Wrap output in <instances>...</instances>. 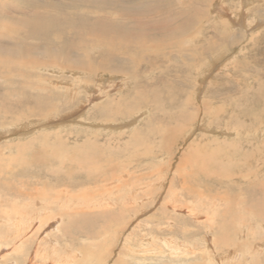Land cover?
Returning a JSON list of instances; mask_svg holds the SVG:
<instances>
[{"label":"rangeland","instance_id":"obj_1","mask_svg":"<svg viewBox=\"0 0 264 264\" xmlns=\"http://www.w3.org/2000/svg\"><path fill=\"white\" fill-rule=\"evenodd\" d=\"M220 2L222 4H220ZM224 3L225 5H223ZM188 4H190V6ZM263 6L264 0H226V2L225 0H0V19L2 20H0V26L4 25L3 20L6 19L4 21L7 23L9 22L6 26L9 27L7 31L11 33H7L6 36L0 37V60H9L11 67H14L12 71L16 70V72L20 73L19 68L16 67L19 64L18 62H26L28 58L35 59V56H37V59L34 65H39L33 68L36 70L41 67L40 64H43L44 60L51 59V57H47L49 54L55 56L57 59L59 57L60 60L64 61L63 64H66L65 62L68 61L69 65V61H71L69 66L80 65L78 61L80 59L84 60V55H88L90 59L94 58V61L107 57L106 53L97 54L96 50L93 52L91 49L94 45L92 42L94 40L93 37L95 34L99 36V33L104 34L107 39H113L116 47H118L119 43L125 52L133 56L132 58H138L129 60L130 56L127 57L125 54L122 56L121 52L123 51H117L115 57L119 56L120 59L114 58V63L119 66V70L115 72H103V70H98V74H85L83 70L77 72V69L74 67L69 68L65 72H60L59 70L53 72L48 68V70H40L44 76L42 79L55 78L54 84L57 87L55 89L50 87V94L54 96L55 99L57 98L56 103L59 99V108L56 109L57 111L55 113L49 116L47 113L41 115L36 111H32L30 105L15 107L16 110L19 111L18 113L11 112L12 114L3 115L4 109L1 107L5 104V99H9L12 102L19 100L23 101L24 97L22 92L20 94L17 92V87H20L17 84L22 83L23 85L24 77L18 73V76L12 73L13 78L15 77L13 81H7V78H4V76L0 78V161L2 159L4 162L10 161L12 159L10 157L15 156L20 150V147L25 151L29 148H38L39 144H43L41 141H46L49 146L51 145L53 147L52 143L55 142V140L58 142L62 140L60 142L61 145L65 146V149H69L68 155L72 157L74 154L75 158L69 161L67 165L65 163L63 164L60 160H57L59 164L56 160H54V162H46L48 164L44 165H47L46 167L43 166L44 168H42L43 171L41 173L34 171V174L32 170H29L28 173L24 172L25 176L22 173L17 176H6V172H0V182L3 183V185L0 183V191H3L2 193L0 192V195L4 194V197H8L7 200L13 201V203L6 202V205L4 204L5 207L9 208L10 203L21 207L26 204H32L27 203V201L30 202V200H27L26 197H21L22 200L20 198L13 200L18 190L22 194L24 191L32 193L33 189H36L35 191H37L38 194L40 192L43 193L40 198L44 197L47 200L50 197H58L56 198L58 207L55 203L56 206L52 211L53 213L51 214L46 211L47 213L43 215V222L45 223L46 220H48L47 218H50V222L44 224V226L37 223L35 226V228L39 229V234H41H37L33 240L31 239L28 241V244L25 246L26 249L25 247L23 249V260L22 258L11 255L12 253L8 255L9 253L5 252L6 254L2 253V257H0V264H30L31 261H29V256H33V254L38 251L41 252L40 255L49 257L50 260L48 261L51 263L56 261V255H63V252L66 253L68 251L69 255L74 254L75 257H78L76 259H79V262L75 259L77 264H116L119 258H124L121 255L122 251L120 252L121 243L132 229L135 230L133 226H135L136 223H145L153 215L157 217L156 221L158 222L166 221L168 218L164 217L163 212H169L167 214L173 213V209L169 208L172 200H176L175 203L182 207H188L189 204L192 203V206H196L201 216L200 221L202 222L200 225L196 226V222L193 221L189 225L187 220L190 215L187 216V213V215H184V212H180L183 209L174 214L178 216L177 221L179 222L178 226L180 229L187 228L188 225L190 227V230L189 227L187 228L188 232L194 231L188 233L189 236L195 235V238L192 237L191 239L190 237L189 241L191 240V243L195 241V243L198 244V241L200 242L201 239H205V237H203L204 226H202V223L204 224L207 222L205 221L204 212L210 214L212 220L216 223V225H214V230L210 232V237L216 244L223 238L220 232L221 227L224 229L223 226L226 229L228 228L229 240L232 235L229 229L233 231V226L239 228V226L242 227V225H244L243 227H245V229H253V233L256 234L254 235L252 233L253 236L250 234V237H245V241H248L246 242V246H237V253L239 254L238 259H232L237 254L232 251V253L227 251V256H225V253L217 251L219 253L214 256L213 263L219 264L220 261L221 264H236V262L240 264H249L248 256H245L247 252H250L246 250L249 243L251 244L250 246H252L251 249L255 252L257 249L254 247L264 240L263 230L260 231V228L257 229V227H255L261 223L264 225V213L263 215L261 214L263 212V207H257V205H259L258 203H261V199L264 198V90L261 93L258 92V84L264 82ZM216 7L217 9H215ZM235 8H237V10ZM225 10L228 11L226 12ZM48 17H54L55 21L60 23L55 32H50V38L43 37L37 39L25 32V30L29 32L28 23L31 21L45 20ZM224 20L227 23H225ZM257 21L260 22L258 23ZM85 23H87V25ZM180 24H183L186 30L185 35H183L185 37L184 43L192 37H195L196 40L192 45L189 43L183 45L181 44L182 39L176 38L175 32ZM229 26L231 27V31ZM237 28H239V30ZM119 30L126 32L127 36H129L135 44L131 45L129 43L128 46L134 45L131 49L127 50L126 46L119 40ZM219 30H221L222 33ZM249 30L253 31L251 32ZM244 31H246L247 34ZM221 35L223 36L221 37ZM252 39H254L253 42ZM246 41L247 44L244 45L243 43H246ZM66 43H71V45H73L70 47V44L67 46ZM140 46H143L141 48L145 49V51L142 49L144 52H142ZM137 48L139 50H137ZM10 50H16L20 57L15 56L13 51L9 52ZM43 52L46 53V56L43 55ZM164 54L168 55L165 57L163 56ZM145 55L148 58L147 60ZM182 55L190 58V60H187V62L181 61L179 58ZM176 57L179 58L177 59ZM166 58L169 60L166 61ZM76 59H78V61ZM3 60L1 62H3ZM136 61L138 62L135 63ZM150 61H152V63ZM240 63L244 66L242 64L240 65ZM135 64L138 68L134 66ZM44 65L46 64L42 66ZM186 65L189 69H187ZM145 67H147V69ZM28 69L31 71L29 73L33 72L31 66ZM70 73H72L73 76L75 75L76 78L75 76L69 75ZM9 78L11 79V77ZM77 78L78 80H83L82 84L83 82L84 85L88 84V86L85 87L86 89L77 88L74 90L76 88L74 79L77 80ZM112 78L114 80H112ZM4 79H6V81ZM36 80L37 78L34 77V81ZM72 85L74 87H72ZM154 86H158L160 89L159 91L154 89L156 97L158 98L161 96L160 98L164 101L162 111H156L154 103L134 104L138 103L136 100H138L140 94L147 96L152 93L153 89L149 91L148 87L154 88ZM30 87L32 86L30 85ZM30 87L25 88L23 86L26 91L29 89L31 92H34ZM69 87H72L70 90L77 96L70 99L72 102L68 101V97L64 95L65 89ZM135 87H137L136 90ZM81 89H83L85 93ZM77 90L80 92L78 93ZM138 90H140V92H138ZM49 91L50 89L46 90L48 93ZM136 93L140 94L138 95ZM176 94L178 95L177 99L179 101L172 99ZM131 96L133 97L131 98ZM113 98H115L114 103H111V106L106 109V113L102 111L101 107L105 105L107 101L111 102ZM187 101L189 104L186 103ZM27 102L32 105L34 100L28 99ZM181 103L188 106L186 110L187 113H184L183 116L178 112ZM120 105L124 110L131 109V107H134V109H132L130 113H123L124 110L120 108ZM32 106H34V104ZM107 110L109 112H107ZM165 110L167 111L166 113ZM102 112L103 115L110 113L117 115L108 118L103 117ZM70 114H73L72 121L66 122L65 124L64 122L61 124L57 122L58 119L70 116ZM130 122L132 124H129ZM62 124L64 125L62 126ZM120 125L122 126L121 128ZM103 126L110 127L106 128ZM112 126L115 128H112ZM117 126H119V128L116 129ZM93 127L96 128L94 129ZM97 127L100 128L98 129ZM158 132H160V134H158ZM162 132L164 134H162ZM143 135H149L146 141L142 138ZM153 135L156 140L155 143H152L150 138ZM46 136H49L48 139H45ZM170 138H172V140H169ZM84 142L87 143V146H85ZM142 142H144V144H142ZM32 143L33 147H31ZM161 143L163 146L159 148L158 145ZM107 144L117 149L114 151V149L112 150L109 148ZM234 145L240 150V153H235L236 155H234V153L232 154L231 151ZM72 147L73 149H71ZM158 148L164 156H160L161 154H158L157 157L152 156V154H149L150 156L146 155V153L158 152ZM74 150L75 153L73 152ZM92 150L95 151L93 152ZM28 151L29 152H27L24 157L26 162L28 158H31L30 155L33 152L32 150ZM77 153H80V155ZM114 155L116 157H114ZM116 158H118V160ZM216 158H218V160ZM77 159L79 163H77ZM72 161L76 163H72ZM60 164L62 167H60ZM28 167L30 166L28 165ZM203 167L205 169H203ZM48 168L51 170L50 173L48 172ZM200 169L204 172L200 171ZM75 170L79 172L78 175H76L77 173ZM68 171H70V175L67 174ZM205 172H208V174H205ZM56 174L58 175L56 176ZM79 175L82 176L80 177ZM74 176L78 177L75 178ZM36 177L39 178V180L36 179ZM112 177L115 179L117 177H121V179L126 178L128 184L124 186L126 188L127 186L135 188L137 198L142 199V202L139 200L140 202L135 203L133 206L135 207L134 211H132L129 216L125 214L121 219L122 221L117 219V222L107 215V211L113 210L115 214L117 213V215H119V205L111 204L113 207L102 208L93 207L94 205L90 206V204L85 203L86 200H89V196L92 200L99 199L103 196H100L99 193L105 189L104 187H111L112 184L107 183V179ZM88 178L90 179L88 180ZM115 179H112L113 183L117 181ZM104 184L107 185L104 186ZM125 187L124 189L123 187L121 188L120 191L122 192L110 196V201L112 202V200L118 199L120 203L119 199L121 195L126 193ZM172 187L174 188L172 189ZM60 192L61 194H59ZM69 194H72L71 196H73L72 198L74 201ZM90 194L96 197L94 198ZM87 195L88 197H85ZM202 195L204 198L201 197ZM66 197L70 199L68 200ZM64 199L68 200V206L64 204ZM41 204V201L38 200V206L33 208L36 210H40L41 208V210L45 209ZM211 204L213 205L210 208L209 206ZM255 204L257 205L255 206ZM81 212H83V214ZM76 214H80L82 219ZM67 216L68 218L79 219L80 227L76 226L75 229L74 225L69 223L67 226ZM128 218H130L129 222H127ZM238 220H240V223ZM122 222H127V224L124 223L126 224V228H124L121 233L119 228H116V225L122 224ZM241 222L245 223L243 224ZM249 222L252 223V225H250ZM106 229L108 231H105ZM46 235L47 239L43 240ZM247 235L249 234L247 233ZM242 238L243 237H239V233L235 236V239L238 240H236V242L239 244L240 241L244 240ZM210 246L211 247L208 248L210 252L212 251L210 249L215 246L216 249H220L219 245L212 246L210 244ZM50 249L51 251H55L52 255L53 257L50 256L51 252H48ZM239 250L242 251L240 252ZM252 254L253 253H251V255ZM216 256L221 260L216 258ZM38 257L39 256L36 258L37 261H39ZM147 257L150 259L146 261L141 260L140 263H138V260H127L129 258L126 257L124 259L130 264H162L156 255L152 254ZM254 257H256V255ZM81 258L83 260H81ZM259 261H261V264H264V251L260 254ZM170 264H185V262L180 261L179 263Z\"/></svg>","mask_w":264,"mask_h":264},{"label":"bare ground","instance_id":"obj_2","mask_svg":"<svg viewBox=\"0 0 264 264\" xmlns=\"http://www.w3.org/2000/svg\"><path fill=\"white\" fill-rule=\"evenodd\" d=\"M187 1V0H186ZM190 1V0H189ZM222 1V0H221ZM234 1V0H233ZM236 1V0H235ZM225 2H226V0H225ZM241 2V1H240ZM249 2V1H248ZM243 3V2H242ZM259 3V2H258ZM215 4V3H214ZM220 4H222L221 2H220ZM245 4V3H244ZM248 4V3H247ZM246 4V5H247ZM253 4V3H252ZM260 4V3H259ZM2 5V4H1ZM189 6H190V4H188ZM223 5H225V3L223 4ZM188 6V7H189ZM211 6H212V4H211ZM234 6V5H233ZM245 6V5H244ZM215 7V6H214ZM220 7V6H219ZM248 7V6H247ZM264 7V6H263ZM262 7V8H263ZM190 8V7H189ZM212 8V7H211ZM210 8V9H211ZM215 9H217V7L215 8ZM215 9H214V11H215ZM222 9V8H221ZM223 9H225V8H223ZM234 9V8H233ZM232 9V10H233ZM236 10H237V8H235ZM213 10V9H212ZM248 10V9H247ZM16 11V10H15ZM171 11V10H170ZM174 11V10H173ZM226 11V10H225ZM228 11V10H227ZM226 11V12H227ZM251 11V10H250ZM212 12V11H211ZM170 13V12H169ZM213 13V12H212ZM211 13V14H212ZM220 13V12H219ZM225 13V12H224ZM259 13V12H258ZM263 13V12H262ZM41 14V13H40ZM52 14H53V12H52ZM57 14V13H56ZM216 14H218V13H216ZM216 14H215V16H216ZM228 14V13H227ZM1 15V14H0ZM4 15V14H3ZM176 15V14H175ZM220 15H221V13H220ZM219 15V16H220ZM258 15V14H257ZM263 15V14H262ZM212 16V15H211ZM264 16V15H263ZM175 17V16H174ZM225 17V16H224ZM223 17V18H224ZM215 18V17H214ZM213 18V19H214ZM219 18V17H218ZM117 19V18H116ZM125 19V18H124ZM225 19V18H224ZM233 19V18H232ZM253 19V18H252ZM1 20V19H0ZM4 20H6V19H4ZM3 20V22H4V25L2 26H0V37H2V36H6L7 35V33L9 32V31H7V29H9V27H6L7 26V24L9 23H7V22H5ZM106 20V19H105ZM104 20V21H105ZM108 20V19H107ZM121 20V19H120ZM219 20V19H218ZM217 20V21H218ZM220 20H221V18H220ZM225 20H227V19H225ZM225 20H224V22H225ZM229 20V19H228ZM259 20V19H258ZM261 20V19H260ZM2 21V20H1ZM21 21H22V19H21ZM68 21V20H67ZM100 21H102V20H100ZM216 21V22H217ZM250 21H252V20H250ZM83 22V21H82ZM106 22V21H105ZM111 22H112V20H111ZM117 22V21H116ZM230 22V21H229ZM233 22V21H232ZM236 22V21H235ZM234 22V23H235ZM242 22H243V20H242ZM258 22V21H257ZM260 22V21H259ZM258 22V23H259ZM262 22V21H261ZM107 23V22H106ZM123 23V22H122ZM215 23V22H214ZM225 23H227V22H225ZM231 23V22H230ZM27 24V23H26ZM58 24H60V23H57L56 21H55V19H54V17L52 18V17H48L47 19H45V20H36V21H31L30 23H28V30H29V32L27 31V30H25V32L26 33H28V35L29 34H31V37H35V38H37V39H40V38H43V37H45V38H50L49 37V34H50V32L52 33V32H55V30H57V28H58ZM63 24V23H62ZM86 25H87V23H85ZM105 24V23H104ZM108 24V23H107ZM110 24V23H109ZM212 24V23H211ZM218 24V23H217ZM221 24V23H220ZM255 24V23H254ZM263 24V23H262ZM261 24V25H262ZM19 25H20V23H19ZM24 25V24H23ZM128 25V24H127ZM140 25V24H139ZM142 25V24H141ZM144 25V24H143ZM210 25V24H209ZM214 25V24H213ZM225 25V24H224ZM223 25V26H224ZM245 25H249V24H245ZM13 26V25H12ZM211 26V25H210ZM77 27V26H76ZM206 27V26H205ZM209 27V26H208ZM87 28V27H86ZM257 28V27H256ZM255 28V29H256ZM21 29V28H20ZM216 29V28H215ZM223 29V28H222ZM229 29H230V31H231V27L229 26ZM238 30H239V28H237ZM254 29V30H255ZM105 30V29H104ZM134 30V29H133ZM145 30V29H144ZM243 30V29H242ZM215 31V30H214ZM220 32H221V30H219ZM218 31V32H219ZM233 31V30H232ZM249 31H251V30H249ZM253 31V30H252ZM251 31V32H252ZM219 32V33H220ZM226 32V31H225ZM244 32H246V31H244ZM263 32V31H262ZM58 33V32H57ZM90 33H92V32H90ZM176 38H178V39H182V41H181V44H183V45H187L188 43L190 44V45H192L194 42H195V37H190L191 39H189L188 41H186L185 43H184V41H185V37L183 36V35H185V33H186V30H185V27H183V24H180V26H178V28H177V30H176ZM222 33V32H221ZM255 33H257V32H255ZM8 34H11V33H8ZM59 34V33H58ZM150 34V33H149ZM207 34V33H206ZM246 34H247V32H246ZM245 34V35H246ZM60 35H62V34H60ZM225 35H226V33H225ZM224 35V36H225ZM262 35V34H261ZM260 35V36H261ZM223 35H221V37H222ZM254 36V35H253ZM258 36V35H257ZM21 37V36H20ZM25 37V36H24ZM204 37V36H203ZM234 37V36H233ZM250 37V36H249ZM262 37V36H261ZM26 38V37H25ZM91 38V37H90ZM94 40L92 41L93 43H94V45L91 47V49L93 50V52H95V50H96V53L97 54H99V53H101V54H104V53H106V55H107V57H104V58H102V59H96L95 61H94V58L92 59H90L89 57H88V55H84V60H82V59H80L79 61H78V59H76L79 63H80V65H71V66H69L70 65V63H71V61H69L70 63H69V65H68V61L67 62H65L66 64H63V62L64 61H62V60H60L59 59V57H58V59L55 57V56H52V55H48L47 57L49 58V57H51V59L49 58V59H46V61L44 60L43 61V64H46V65H48V66H46V65H44V66H42L43 64H40L41 65V67L38 69L37 68V70L36 69H33L34 67H38V66H36V65H34V64H36V59H37V56H35V59H32V58H28V60L25 62V61H21V62H18L19 64L17 65L16 63V67L17 68H19V72L20 73H18V72H16V70L15 71H12V68H14V67H11V65L9 64L10 63V61L9 60H6V59H1L0 60V78L1 77H3L4 76V78H7V81H13L14 80V78H13V76H12V73L13 74H15V75H17L18 76V74L19 75H21V76H23L24 77V83H23V85H22V83L21 84H17V85H19L20 87H17V92H19V94L22 92V94H23V97H24V99H23V101L22 100H19V101H11V100H9V102H8V100H6L5 99V104L1 107V108H3L4 109V111H3V115H8V114H12L11 112H14V113H18L19 111H17L16 110V108L15 107H23V106H27V105H30V107H32L31 109H32V111H36L37 113H39V114H41V115H43V114H46L47 113V115L49 116V115H52L53 113H55L57 110L56 109H58L59 108V105H58V101H59V99H58V101H57V103H56V99L54 98V96H51V88H57L56 87V85L54 84L55 83V78H49V79H47V78H45V79H42V78H44V76L42 75L43 73L41 72L42 70H46L47 68L50 70V71H53V72H55L56 70H59L60 72H65L66 70H68L69 68H75V69H77V72L78 71H81V70H83V73H85V74H93V73H95V74H98V70H103V72L104 71H108V72H115V71H117V70H119L118 69V65L117 64H115L114 63V58H117V59H120L119 58V56H117V57H115L116 56V52L117 51H119V50H122L123 52H121V55L123 56V54H125L127 57H129L130 56V58H129V60L130 59H138V58H132L133 56L132 55H130L129 53H127V52H125L124 50H123V48L121 47V45L118 43V47H116L115 46V43H114V40L113 39H107L106 38V36L104 35V34H100L99 33V36H97L96 34L94 35ZM118 38H119V40H121L122 41V43L126 46V48H127V50L128 49H131L135 44L132 42V40L130 39V37L129 36H127V33L126 32H124V31H121V30H119V33H118ZM212 38V37H211ZM20 39H22V38H20ZM142 39V38H141ZM228 39V38H227ZM259 39V38H258ZM47 40H49V39H47ZM59 40V39H58ZM174 40V39H173ZM199 40V39H198ZM230 40V39H229ZM253 40L254 39H252V42H253ZM71 41V40H70ZM140 41V40H139ZM214 41V40H213ZM250 41V40H249ZM255 41H256V39H255ZM73 42V41H72ZM78 42V41H77ZM198 42V41H197ZM224 42H225V40H224ZM257 42V41H256ZM75 43V42H74ZM129 43L132 45V44H134L133 46H128L129 45ZM138 43V42H137ZM140 43V42H139ZM255 43V42H254ZM253 43V44H254ZM67 44V46H68V44H70V47L73 45H71V43H66ZM78 44V43H77ZM90 44H91V42H90ZM244 45L245 44H247V41H246V43H243ZM142 45V44H141ZM182 45V46H183ZM206 45V44H205ZM212 45V44H211ZM241 45H242V43H241ZM51 46V45H50ZM64 46V45H63ZM124 46V47H125ZM210 46V45H209ZM215 46V45H214ZM243 46V45H242ZM141 47H143V46H140V48ZM212 47H213V45H212ZM229 47V46H228ZM232 47V46H231ZM36 48V47H35ZM34 48V49H35ZM73 48V47H72ZM135 48V47H134ZM214 48V47H213ZM237 48H238V46H237ZM143 48H141V50H142ZM215 49H216V47H215ZM240 49V48H239ZM239 49H238V51H239ZM48 50V49H47ZM77 50V49H76ZM76 50H75V52H76ZM137 50H139L138 48H137ZM144 51H145V49H143ZM142 50V52H144ZM151 50V49H150ZM13 51V53H14V55L15 56H19V54H18V52L16 51V50H10L9 52H12ZM78 51V50H77ZM148 51V50H147ZM153 51H155V50H153ZM191 51V50H190ZM230 51H232V50H230ZM45 52V51H44ZM43 52V53H44ZM152 52V51H151ZM159 52V51H158ZM189 52V51H188ZM43 53H41V54H43ZM72 53V52H71ZM157 53V52H156ZM175 53V52H174ZM191 53V52H190ZM46 53H44L43 55H45ZM54 54V53H53ZM129 54V55H128ZM133 54V53H132ZM159 54H160V52H159ZM217 54V53H216ZM227 54V53H226ZM72 55V54H71ZM74 55V54H73ZM168 55V54H167ZM166 54H164L163 56H167ZM171 55V54H170ZM181 55V54H180ZM228 55V54H227ZM26 56V55H25ZM27 56H28V54H27ZM26 56V57H27ZM46 56V55H45ZM44 56V57H45ZM81 56V55H80ZM83 56V55H82ZM100 56V55H99ZM149 56V55H148ZM154 56V55H153ZM234 56V55H233ZM237 56V55H236ZM9 57V56H8ZM13 57V56H12ZM20 57V56H19ZM24 57V56H23ZM43 57V56H42ZM77 57V56H76ZM91 57V56H90ZM94 57V56H93ZM151 57H152V55H151ZM164 57V58H165ZM200 57V56H199ZM210 57V56H209ZM208 57V58H209ZM75 58V57H74ZM145 58H146V60L148 59L147 57H146V55H145ZM144 58V59H145ZM150 58V57H149ZM167 58H169V57H167ZM166 58V61L167 60H169V59H167ZM177 58V57H176ZM179 58V57H178ZM177 58V59H178ZM208 58H207V60H208ZM22 59H24V58H22ZM21 59V60H22ZM27 59V58H26ZM25 59V60H26ZM41 59V58H40ZM43 59V58H42ZM69 59V58H68ZM141 59V58H140ZM151 59V58H150ZM153 59H154V57H153ZM174 59H175V57H174ZM181 61H186L187 62V60H190V58H188V57H186V56H180V58H179ZM196 59H199V58H196ZM229 59V58H228ZM231 59H232V57H231ZM3 60V62H1ZM75 60V59H74ZM128 60V61H129ZM143 60V59H142ZM155 60H156V57H155ZM201 60V59H200ZM17 61V60H16ZM18 61H19V59H18ZM38 61V60H37ZM77 61H75V62H77ZM139 61V60H138ZM138 61H136L135 63H137ZM153 61V60H152ZM152 61H150L151 63H152ZM157 61V60H156ZM171 61V60H170ZM179 61V60H178ZM196 61V60H195ZM234 61V60H233ZM246 61V60H245ZM73 62V61H72ZM200 62V61H199ZM247 62H248V60H247ZM74 63V62H73ZM160 63V62H159ZM159 63H157V64H159ZM196 63V62H195ZM203 63H205V62H203ZM208 63V62H207ZM12 64H13V62H12ZM32 67V69H33V72L32 73H29V72H31V71H29V69L28 68H30V66ZM142 64V63H141ZM140 64V65H141ZM155 64V63H154ZM167 64V63H166ZM186 64H188V63H186ZM197 64V63H196ZM195 64V65H196ZM201 64V63H200ZM231 64V63H230ZM242 63H240V65H241ZM246 64V63H245ZM261 64V63H260ZM176 65V64H175ZM194 65V66H195ZM201 65H203V64H201ZM211 65H213V64H211ZM217 65V64H216ZM219 65H220V63H219ZM243 65V64H242ZM249 65V64H248ZM261 65H263V64H261ZM29 66V67H28ZM135 67H136V64L134 65ZM134 66H132V67H134ZM147 66V65H146ZM160 66V65H159ZM187 66V65H186ZM192 66V65H191ZM244 66V65H243ZM15 67V68H16ZM50 67V68H49ZM122 67V66H121ZM158 67V66H157ZM190 67V66H189ZM216 67V66H215ZM16 68V69H17ZM136 68H138V67H136ZM146 69H147V67H145ZM160 68V67H159ZM165 68V67H164ZM191 68V67H190ZM204 68V67H203ZM47 69V70H48ZM157 69V68H156ZM187 69H189L188 68V66H187ZM195 69V68H194ZM41 70V71H40ZM152 70H153V67H152ZM155 70V69H154ZM224 70H226V69H224ZM40 71V72H39ZM93 71V72H92ZM195 71H196V69H195ZM211 71V70H210ZM176 72V71H175ZM181 72V71H180ZM192 72V71H191ZM202 72V71H201ZM18 73V74H17ZM120 73V72H119ZM80 74V73H79ZM183 74V73H182ZM198 74V73H197ZM14 75V76H15ZM47 75H49V74H47ZM55 75V74H54ZM69 75H71V76H73L72 75V73H70ZM75 76V75H74ZM73 76V77H74ZM98 76V75H97ZM9 77H11V79L9 78ZM34 77H36L37 78V80L36 81H34ZM65 77V76H64ZM79 77V76H78ZM112 77V76H111ZM208 77V76H207ZM207 77H206V79H207ZM17 78H19V77H17ZM70 78H72V77H70ZM75 78H76V76H75ZM84 78V77H83ZM118 78V77H117ZM147 78V77H146ZM179 78V77H178ZM20 79V78H19ZM166 79V78H165ZM5 81H6V79H4ZM16 80V79H15ZM98 80V79H97ZM112 80H114L113 78H112ZM175 80V79H174ZM208 80V79H207ZM263 80V79H262ZM17 81H21V80H17ZM57 81V80H56ZM83 81V80H82ZM82 81L81 80H78V78H77V80H75L74 79V82H75V84H76V88L74 89V90H76L77 88L79 89V88H85L86 86H88V84L87 85H84V82H83V84H82ZM87 82V81H86ZM105 82V81H104ZM110 82V81H109ZM112 82V81H111ZM20 83V82H19ZM57 83V82H56ZM115 83V82H114ZM118 83H120V82H118ZM162 83V82H161ZM71 84V83H70ZM121 84V83H120ZM119 84V85H120ZM163 84V83H162ZM264 82H262V83H260V84H258L259 86H258V92L259 93H261L263 90H264ZM22 85V86H21ZM30 85L32 86V87H30ZM53 87H52V86ZM119 85H117V86H119ZM124 85H125V83H124ZM141 85V84H140ZM23 86L25 87V88H28V87H30L34 92H31V90H25L24 88H23ZM90 86V85H89ZM109 86V85H108ZM108 86H107V88H108ZM160 86V85H159ZM51 87V88H50ZM72 87H74L73 85H72ZM71 87V88H72ZM106 87V86H105ZM123 87V86H122ZM138 87V86H137ZM137 87H135V90H136V88ZM161 87V86H160ZM167 87V86H166ZM70 87L68 88V89H65V91H64V95L66 96V97H68V101H70V102H72L70 99H73L75 96H76V94L73 92V91H71L70 89H71ZM107 88H105V89H107ZM119 88V87H118ZM117 88V89H118ZM124 88V87H123ZM139 88V87H138ZM162 88H164V87H162ZM50 89V91H49V93L48 92H46V90H49ZM83 89H81V90H83ZM86 89V88H85ZM87 89H88V87H87ZM140 89H141V87H140ZM153 89V91H152V93H150L149 95H143V94H140V93H136V94H140L139 95V98H138V100H136V101H138V103H134L135 105L136 104H142V103H147V104H152V103H154V106H155V110L156 111H162L163 110V100H162V98H160L161 96L160 95H158V96H160V97H156V94H155V92H154V89L157 91H159L160 89H159V87L157 86V87H155L154 86V88H152V87H148V90L150 91V90H152ZM165 89V88H164ZM168 89V88H167ZM6 90V89H5ZM166 90V89H165ZM169 90V89H168ZM38 91H39V93H38ZM102 91H104V90H102ZM134 91V90H133ZM175 91V90H174ZM8 92V91H7ZM77 92H78V90H77ZM80 92V91H79ZM78 92V93H79ZM83 92H84V90H83ZM138 92H140V90H138ZM171 92V91H170ZM34 93V94H33ZM67 93V94H66ZM85 93V92H84ZM132 93H134V92H132ZM175 93V92H174ZM167 94V93H166ZM263 94V93H262ZM59 95V94H58ZM80 95V94H79ZM64 96V97H65ZM142 98H141V97ZM178 95L176 94L174 97H172V99L173 100H178L177 97ZM53 97V98H52ZM77 97V96H76ZM133 96H131V98H132ZM91 98V97H90ZM89 98V99H90ZM128 98H129V96H128ZM28 99H33L34 100V106H32L31 104H29L27 101H28ZM66 99V98H65ZM88 99V100H89ZM182 99V98H181ZM181 99H180V102H181ZM95 100V99H94ZM114 100H115V98H113L112 100H111V102L109 101H107V103L105 104V105H103L101 108V110L102 111H106V109L109 107V106H111V103L113 104L114 103ZM146 101V102H145ZM179 101V100H178ZM186 101V100H185ZM189 101V100H188ZM186 102V103H188L189 104V102ZM90 102H91V100H90ZM169 102V101H168ZM116 103V102H115ZM116 104H119V103H116ZM146 104V105H147ZM192 104V103H191ZM67 105V104H66ZM172 105H173V103H172ZM175 105V104H174ZM100 106V105H99ZM149 106V105H148ZM126 107V106H125ZM176 107V106H175ZM179 110H178V112H180V115H182L183 116V114L184 113H187V109H188V106L187 105H185V104H183V103H181L180 105H179ZM5 108H7V109H5ZM85 108V107H84ZM118 108V107H117ZM120 108H123V107H121V105H120ZM128 108H130V107H128ZM236 108V107H235ZM99 109H100V107H99ZM132 109H134V107H131V109H125L124 110V108H123V110H124V112L123 113H130V111H132ZM80 110V109H79ZM109 110V109H108ZM107 110V112H109ZM118 110H119V108H118ZM117 110V111H118ZM31 111V112H32ZM74 111V110H73ZM77 111V110H76ZM100 111V110H99ZM114 111V110H113ZM120 111V110H119ZM239 111H240V109H239ZM101 112V111H100ZM111 112H112V110H111ZM167 111L165 110V113H166ZM177 112V111H176ZM215 112V111H214ZM106 113V112H105ZM116 113H118V112H116ZM120 113V112H119ZM121 113H122V111H121ZM146 114V113H145ZM177 114V113H176ZM102 115H103V112H102ZM115 115H117V114H114V113H110V114H104L103 115V117H110V118H112V117H115ZM124 115V114H123ZM126 115V114H125ZM129 115V114H128ZM127 115V116H128ZM150 115H151V113H150ZM163 116V115H162ZM73 114H70V116H65V117H62V118H60V119H58L57 120V122L58 123H62V122H64V124L66 123V122H69V121H72L73 120ZM66 118H68V119H66ZM70 118V119H69ZM237 118V117H236ZM239 118H240V116H239ZM114 119V118H113ZM111 120V119H110ZM114 121V120H113ZM118 121V120H117ZM134 121H136V120H134ZM155 121V120H154ZM235 121H237V120H235ZM111 122H112V120H111ZM133 122V121H132ZM236 123V122H235ZM64 124H62V126L64 125ZM114 124H115V122H114ZM129 124H132L131 122L129 123ZM129 124H126V125H129ZM136 124H137V122H136ZM59 125V124H58ZM61 126V125H60ZM44 127V126H43ZM42 127V128H43ZM103 127H106V128H109L110 126H103ZM122 126L120 125V128H121ZM165 127V126H164ZM45 128V127H44ZM94 129L96 128V127H93ZM98 128V127H97ZM100 128V127H99ZM98 128V129H99ZM112 128H115L114 126H112ZM117 128H119V126H117L116 127V129ZM126 129V128H125ZM228 129V128H227ZM260 129V128H259ZM230 130H231V128H230ZM155 131V130H154ZM160 131V130H159ZM210 131V130H209ZM21 132V131H20ZM151 132V131H150ZM259 132V131H258ZM149 133V132H148ZM154 133V132H153ZM226 133V132H225ZM249 133H251V132H249ZM150 134V133H149ZM155 134V133H154ZM158 134H160V132H158ZM162 134H164L163 132H162ZM132 135V134H131ZM135 136V135H134ZM138 136V135H137ZM142 136V135H141ZM149 136V135H148ZM148 136H145V135H143V137L142 138H144V141H146L147 139H148ZM48 137L49 136H46L45 137V139H48ZM140 137V136H139ZM156 137V136H155ZM158 137V136H157ZM172 137V136H171ZM91 138V137H90ZM151 138V140H152V143H155V138H154V135L153 136H151L150 137ZM207 139V138H206ZM162 140H163V137H162ZM169 140H172V138H170ZM62 140H60L59 142L58 141H56L55 140V142H53L52 144H53V147L50 145L49 146V144H48V142H46V141H41L43 144H39L38 146V148H29V149H26V151L24 150V149H21V147H20V150L17 152V154L15 155V156H12V157H10V158H12L10 161H8V162H4V160L2 159L1 161H0V172L1 171H4V172H6L5 174H6V176L7 175H10V176H17V175H20L21 173L22 174H24V172L25 173H28L29 172V170H32L33 172L34 171H37L38 173H41L43 170H42V168H44V167H46V166H44L45 164H48V163H46V162H54V160H60V161H62V163L64 164H68V162L69 161H71L72 159H75L74 158V154H73V156L71 157V156H69L68 155V150L69 149H65V146H62L61 145V142ZM139 141H140V139H139ZM214 141V140H213ZM216 141V140H215ZM57 142V143H56ZM64 142V141H63ZM94 142V141H93ZM132 142V141H131ZM173 142V141H172ZM178 142V141H177ZM208 142H210V141H208ZM223 142H225V141H223ZM85 143V142H84ZM88 143H90V142H88ZM133 144V143H132ZM135 144V143H134ZM142 144H144V142H142ZM174 144V143H173ZM73 145V144H72ZM108 146H109V148H111L112 150L114 149V151H115V149H117V148H112L111 147V145H109V144H107ZM148 145V144H147ZM146 145V146H147ZM227 145V144H226ZM55 146V147H54ZM74 146V145H73ZM85 146H87V143H85ZM90 146V145H89ZM92 146V145H91ZM95 146V145H94ZM94 146H93V148H94ZM135 146V145H134ZM159 146V148H162V143L161 144H159L158 145ZM28 147V146H27ZM31 147H33V143L31 144ZM99 147V146H98ZM105 147V146H104ZM124 147V146H123ZM207 147V146H206ZM229 147V146H228ZM231 147V146H230ZM22 148H23V146H22ZM75 148H76V146H75ZM95 148H96V146H95ZM150 148V147H149ZM152 148H153V146H152ZM151 148V149H152ZM158 148V152H156V153H154V152H152V153H146V155H149V154H152V156H155V157H157V155L158 154H161L160 156H164L163 155V153H161V151H160V149ZM226 148V147H225ZM71 149H73V147L71 148ZM87 149H88V147H87ZM86 149V150H87ZM92 149V148H91ZM145 149V148H144ZM165 149V148H164ZM167 149V148H166ZM218 149V148H217ZM28 150H32L33 152L31 153V158L29 159L28 158V160H27V162H26V160L24 159V157L26 156V154H27V152H29ZM77 150V149H76ZM80 150V149H79ZM78 150V151H79ZM83 150V149H82ZM96 150V149H95ZM94 150V151H95ZM142 150V149H141ZM153 150V149H152ZM222 150V149H221ZM88 151V150H87ZM93 151V150H92ZM93 151V152H94ZM146 151V150H145ZM150 151V150H149ZM148 151V152H149ZM208 151V150H207ZM231 151H232V154L234 153V155H236L235 153H240V150H239V148L237 147V146H232V148H231ZM70 152V151H69ZM74 153H75V150L73 151ZM102 152V151H101ZM141 152V151H140ZM210 152V151H209ZM86 153V152H85ZM103 153V152H102ZM145 153V152H144ZM167 153V152H166ZM77 154H79L80 155V153H77ZM87 154V153H86ZM101 154V153H100ZM111 154V153H110ZM78 155V156H79ZM102 155V154H101ZM117 155V154H116ZM208 155V154H207ZM213 155V154H212ZM229 155V154H228ZM76 156V155H75ZM86 156V155H85ZM96 156V155H95ZM112 156V155H111ZM111 156H109L110 158H112ZM150 156V155H149ZM215 156V155H214ZM232 156V155H231ZM80 157H82V156H80ZM97 157V156H96ZM114 157H116L115 155H114ZM113 157V158H114ZM69 158V159H68ZM89 158V157H88ZM98 158H99V156H98ZM119 158V157H118ZM118 158H116L117 160H118ZM121 158V157H120ZM199 158H201V157H199ZM209 158V157H208ZM87 159V158H86ZM116 159H114V160H116ZM164 159V158H163ZM206 159H207V157H206ZM217 160H218V158H216ZM78 160V159H77ZM82 160V159H81ZM104 160V159H103ZM92 161V160H91ZM201 161V160H200ZM214 161V160H213ZM74 161H72V163H73ZM85 162V161H84ZM94 162V161H93ZM109 162V161H108ZM126 162V161H125ZM44 163V164H43ZM57 163H58V161H57ZM56 163V164H57ZM71 163V164H72ZM74 163H76V162H74ZM77 163H79V160L77 161ZM118 163V162H117ZM202 163V162H201ZM201 163H200V165H201ZM55 164V165H56ZM59 164V163H58ZM94 164V163H93ZM93 164H92V166H93ZM112 164V163H111ZM28 165L30 166V167H28ZM82 165H84V164H82ZM81 165V166H82ZM87 165V164H86ZM106 165V164H105ZM119 165V164H118ZM32 166V167H31ZM44 166V167H43ZM121 166H123V165H121ZM49 167V166H48ZM60 167H62L61 166V164H60ZM78 167V166H77ZM100 167H101V165H100ZM104 167V166H103ZM107 167V166H106ZM110 167V166H109ZM115 167V166H114ZM113 167V168H114ZM51 168V167H50ZM50 168H48V170L50 169ZM93 168V167H92ZM99 168V167H98ZM105 168V167H104ZM117 168V167H116ZM201 168H202V166H201ZM38 169V170H37ZM52 169V168H51ZM91 169V168H90ZM97 169V168H96ZM203 169H205L204 167H203ZM48 170H45V171H48ZM68 170V169H67ZM102 170H103V168H102ZM54 171V170H53ZM52 171V172H53ZM94 171V170H93ZM192 171V170H191ZM200 171H203V170H201L200 169ZM208 171V170H207ZM49 173L51 172V170H49L48 171ZM69 172V173H68ZM67 172V174H69L70 175V171H68ZM75 172H76V170H75ZM74 172V173H75ZM89 172H91V171H89ZM101 172H103V171H101ZM204 172V171H203ZM37 173V174H38ZM72 173V172H71ZM73 173V174H74ZM77 174L76 175H78V173L79 172H76ZM92 173V172H91ZM208 174V172H205V174ZM34 174H35V172H34ZM55 174V173H54ZM63 174V173H62ZM101 174V173H100ZM100 174H98V175H100ZM119 174V173H118ZM58 174H56V176H57ZM64 175H65V171H64ZM5 176V177H6ZM24 176H25V174H24ZM80 176V175H79ZM82 176V175H81ZM80 176V177H81ZM89 176H90V174H89ZM95 176H96V174H95ZM119 176V175H118ZM40 177V176H39ZM49 177V176H48ZM75 177V176H74ZM78 177V176H77ZM77 177H75V178H77ZM69 178V177H68ZM67 178V179H68ZM71 178V177H70ZM124 178V177H123ZM15 179V178H14ZM36 179H38L39 180V178H37L36 177ZM73 179V178H72ZM90 178H88V180H89ZM112 179H115L114 177H112V178H108L107 179V183H110V184H112L111 185V187H107L106 185L107 184H104V186H106V187H104L103 189L104 190H102L101 192H100V190H99V195L101 196V195H103V196H101L99 199H96V200H92V198L89 196L88 197V195L87 196H85V197H88L89 198V200H86L85 201V203H87V204H90V206H93V207H102V208H108V207H110V206H112L113 204L115 205H119V207H120V209L119 208H117V209H119V215H117V213L115 214V211H113V210H109V212L107 211V215L110 217V218H112L114 221H116L117 219L120 221L122 218H123V216H125V214L127 215L128 214V216L130 215V213L132 212V211H134V208L135 207H133L134 205H135V203H137V202H140L139 200H141V202H142V199H138L137 198V195H136V190H135V188H132V187H128L127 186V188L125 187L126 186V184H128V182L126 181L127 179L126 178H124V179H121V177H117L115 180H117L116 182H112ZM87 180V181H88ZM94 180V179H93ZM97 180V179H96ZM2 181V180H1ZM47 181V180H46ZM95 181V180H94ZM120 181V182H119ZM159 181H161V180H159ZM38 182V181H37ZM97 182V181H96ZM99 182V181H98ZM119 182V183H118ZM121 182H123V183H121ZM2 185H3V183L2 182H0ZM48 183V182H47ZM121 183V184H120ZM9 184V183H8ZM38 184V183H37ZM49 184V183H48ZM95 184V183H94ZM98 184V183H97ZM160 184V183H159ZM5 185V184H4ZM96 185V184H95ZM109 185V184H108ZM125 185V186H124ZM147 185H148V183H147ZM163 185V184H162ZM51 186V185H50ZM98 186V185H97ZM100 186V185H99ZM142 186V185H141ZM96 187V186H95ZM123 187V189H124V187L126 188L125 190V192L126 193H124V195H121V198L119 199L120 200V203H119V201H118V199H115L114 201H115V203H114V201L112 200V202L110 201V196H112L113 194H115V193H119V192H122V191H120L121 190V188ZM146 187V186H145ZM174 187H172V189H173ZM44 189V188H43ZM36 189H33V191H32V193L30 192H25L24 191V193H22L21 194V192L19 191H17V193H15V195H14V198H13V200H16V199H18V198H20L21 199V197H26L27 198V200L29 199L30 200V202H28L27 201V203H32L31 205H27L24 201V203L26 204V205H23L22 207L21 206H19V205H16V204H13L12 205V203H13V201L11 200V201H9V200H7V198L6 197H4L3 195H0V257H2V253H9L8 255H10L11 253V255H14L15 257H19V258H22V260H23V258H24V256H23V249H24V247L28 244V241L29 240H33L34 239V237L35 236H37V234L38 235H40L39 234V229L38 228H35V226L37 225V223L39 224V225H41V226H44V224H48L49 222H50V218H47L48 220H46V222L44 223L43 221V218H44V214L45 213H53L52 211H53V209L55 208V203L57 204V207H58V203L56 202L57 200H56V198H58V197H56V198H48V200L46 199V198H40V197H42V192H40L39 194L37 193V191H35ZM66 190V189H65ZM64 190V191H65ZM51 191V190H50ZM57 191V190H56ZM64 191H62V192H64ZM96 191V190H95ZM1 192V191H0ZM3 192V191H2ZM1 192V193H2ZM7 192V191H6ZM14 192V191H13ZM9 193V192H8ZM53 193V192H52ZM98 193V192H97ZM96 193V194H97ZM176 193V192H175ZM14 194V193H13ZM45 194V193H44ZM59 194H61V192L59 193ZM176 194H178V193H176ZM70 195V194H69ZM72 195V194H71ZM70 195V196H71ZM74 195V194H73ZM91 195V194H90ZM12 196V195H11ZM60 196V195H59ZM77 196V195H76ZM92 196V195H91ZM171 196V195H170ZM172 196H174V195H172ZM200 196V195H199ZM198 196V197H199ZM63 197V196H62ZM73 196H71V198H72ZM92 197H96V196H92ZM117 197V196H116ZM202 198H204L203 197V195L201 196ZM9 198H10V196H9ZM67 198V197H66ZM175 198V197H174ZM200 198V197H199ZM24 199V198H23ZM39 201H41V205L43 206V207H45V209H43V210H36V209H34L35 208V206H38V200ZM68 199V198H67ZM70 199V198H69ZM68 199V200H69ZM82 199V198H81ZM86 199V198H85ZM201 199V198H200ZM260 199V198H259ZM22 200V199H21ZM20 200V201H21ZM25 200V199H24ZM45 200H47V201H45ZM68 200H65L64 199V204L66 205V206H68ZM72 200L74 201V199L72 198ZM71 200V201H72ZM170 200H171V197H170ZM253 200V199H252ZM60 201V200H59ZM70 201V202H71ZM82 201V200H81ZM257 201V200H256ZM258 201H260V200H258ZM6 202H12V203H10V206H9V208L8 207H5L4 206V204L6 205ZM63 202V201H62ZM97 202V203H96ZM111 202V203H110ZM176 202V200L174 201V200H172V202L170 203V207L169 208H171V209H173V213L172 214H167V213H169V212H166V211H164L163 212V214H164V217L165 218H168V219H166V221H156V219H157V217L155 216V215H153L148 221H146L145 223H143V224H140V223H136L135 224V226H133L134 228H135V230H131L130 231V233L128 234V236H126L124 239H123V242L121 243L122 244V246H121V249H120V252H121V255H122V257H126V258H129V259H127V260H138V263H140V261L141 260H143V261H146V260H149L150 258H148L147 256H149V255H156L159 259H160V262L162 263V264H170V263H179L180 261H184L185 262V264H213L214 263V256L217 254L218 255V253L219 252H217V251H220L221 253H225V256H227L226 255V253H227V251H230L229 253H237L238 252V248H237V246L238 245H245L246 246V242H248V241H245V237H250L251 235L253 236V234L255 235L256 233H253V229H250L249 230V228L248 229H245V227H243L244 225H242V227H240L239 226V228H235L234 226H233V228H234V230L233 231H231V229H229V232H231V238H230V240H229V238H228V235H229V233L227 232V230H228V228L226 229L224 226H223V228L224 229H222V227H221V229H220V232L222 233V236H223V238L222 239H220V241H219V243L218 244H216L214 241H212V238L210 237V232H212V230H214V225H216V223H215V221L214 220H212V218H211V215L210 214H208L207 212H204L203 214H204V217H205V221L207 222V223H202V226H204V228H203V237H205V239H201L200 240V242L198 241V244L197 243H195V241H194V243L192 242H190L189 241V239H190V237H191V239H192V237H194L195 235H193V236H189L188 235V233H190V232H188V225H187V228H182V229H180L179 228V226H178V221H177V218H178V216H176V215H174L175 213H177L178 211H180L181 209H183L182 211H180V212H184V215L186 214L187 216H189L190 215V217L188 218V223H189V225L191 224V222L193 221V222H196L195 224H196V226L197 225H200L201 224V222L202 221H200V218H201V216L199 215V212H198V210L196 209V206L194 205V206H192V203L191 204H189V206L187 207V206H181V205H179V204H177V203H175ZM215 202V201H214ZM72 203V202H71ZM74 203V202H73ZM112 204V205H111ZM122 204V205H121ZM142 204V203H141ZM254 204V203H253ZM259 205H257V204H255V206L257 205V207L259 206H262L263 207V212L261 213L262 215H263V213H264V198H262L261 199V203H258ZM84 205V204H83ZM173 205V206H172ZM199 205V204H198ZM203 205V204H202ZM212 205L213 204H211L209 207L211 208L212 207ZM252 205V204H251ZM40 206V205H39ZM34 207V208H33ZM72 207V206H71ZM84 207V206H83ZM113 207V206H112ZM32 208V209H31ZM37 208V207H36ZM137 208V207H136ZM144 208H146V207H144ZM256 208V207H255ZM39 209V208H38ZM76 209V208H75ZM89 209V208H88ZM110 209V208H109ZM112 209V208H111ZM166 209V208H165ZM98 210V209H97ZM47 211V212H46ZM216 211V210H215ZM70 212V211H69ZM73 212V211H72ZM84 212V211H83ZM83 212H81L82 214H83ZM230 212H232V211H230ZM240 212V211H239ZM253 212V211H252ZM64 213V212H63ZM86 213V212H85ZM90 213V212H89ZM213 213V212H212ZM50 214V215H51ZM133 214V213H132ZM165 214H167V215H165ZM181 214V213H180ZM240 214V213H239ZM47 215V214H46ZM49 215V214H48ZM76 215H78V214H76ZM75 215V216H76ZM215 215V214H214ZM248 215H250V214H248ZM247 215V216H248ZM79 216V218L80 219H82V217H81V215L79 214L78 215ZM88 216V215H87ZM96 216V215H95ZM94 216V217H95ZM112 216V217H111ZM133 216H134V214H133ZM240 216H243V215H240ZM49 217H51V216H49ZM97 217V216H96ZM163 217V216H162ZM252 217V216H251ZM263 217H264V215H263ZM103 218H104V215H103ZM135 218V217H134ZM246 218V217H245ZM239 219H241V218H239ZM244 219V218H243ZM264 219V218H263ZM63 220V219H62ZM78 220L79 219H75V218H71V217H69L68 218V216H67V218H66V224H67V226H68V223L69 224H71V225H74V228L76 229V226L77 227H80L79 225H80V220H79V222H78ZM124 220V219H123ZM155 220V221H154ZM244 220H246V219H244ZM122 221V220H121ZM130 221V218H128V220H127V222H129ZM217 221V220H216ZM239 221V223H240V220H238ZM242 221V220H241ZM248 221V220H247ZM89 222V221H88ZM106 222V221H105ZM117 222V221H116ZM127 222H122V224H118V225H116V228H119V230H120V232L122 233V231H123V229L124 228H126V224H127ZM139 222H140V220H139ZM181 222H183V221H181ZM124 223H126V224H124ZM149 223V224H148ZM185 223V222H184ZM241 223H243V222H241ZM245 223V222H244ZM243 223V224H244ZM250 223V222H249ZM63 224V223H62ZM61 224V225H62ZM181 224V223H180ZM187 224V223H186ZM254 224V223H253ZM257 224V223H256ZM57 225V224H56ZM110 225V224H109ZM250 225H252V223H250ZM58 226V225H57ZM92 226V225H91ZM248 226H249V224H248ZM247 226V227H248ZM254 226V225H253ZM232 227V226H231ZM255 227H257V229L258 228H260V231L261 230H263V233H264V225L261 223L260 225H256ZM232 228V229H233ZM251 228H253V227H251ZM114 229V228H113ZM141 229H144V230H141ZM180 229V230H179ZM219 229V228H218ZM225 229H226V231H225ZM129 230V229H128ZM189 230H190V227H189ZM192 230V229H191ZM42 231V230H41ZM62 231V230H61ZM71 231V230H70ZM75 231V230H74ZM105 231H108L107 229L105 230ZM83 232H84V230H83ZM192 232H194V231H192ZM191 232V233H192ZM219 232V233H220ZM255 232H256V230H255ZM47 233V232H46ZM88 233H90V232H88ZM239 233V237H243L242 239H244V240H242V241H240V244L239 243H237L236 242V240L237 239H235V236L237 235ZM247 233L249 234V235H247ZM253 233V234H252ZM49 234V233H48ZM69 234H70V232H69ZM195 234V233H194ZM251 234V235H250ZM262 234V233H261ZM89 235V234H88ZM124 235V234H123ZM188 235V236H187ZM264 235V234H263ZM95 236V235H94ZM94 236H93V238H94ZM72 237V236H71ZM88 237V236H87ZM38 238H39V236H38ZM98 238V237H97ZM195 238V237H194ZM41 239V238H40ZM47 239V235L44 237V239L43 240H46ZM81 239V238H80ZM102 239V238H101ZM39 240V239H38ZM50 240V239H49ZM86 240H87V238H86ZM122 240V239H121ZM247 240V239H246ZM36 241V240H35ZM42 241V240H41ZM51 241V240H50ZM101 241H103V240H101ZM100 241V242H101ZM238 241V240H237ZM255 241V240H254ZM103 242H105V241H103ZM120 242V241H119ZM84 243H85V241H84ZM89 243V242H88ZM108 244H109V242H108ZM210 244L213 246V245H219V248L220 249H216V246L214 247V248H212V249H210V250H212L211 252L210 251H208V248L209 247H211L210 246ZM62 245V244H61ZM87 245H89V244H87ZM251 244L249 243V246H248V244H247V251H250L249 253L247 252L246 254H245V256H248V263L249 264H261V261H259V256H260V254L264 251V240L262 241V243H259L258 245H256L254 248H256L257 249V251H253V249H251V247L252 246H250ZM9 246H11V247H9ZM36 246V245H35ZM67 246V245H66ZM85 246V245H84ZM92 246V245H91ZM83 247V246H82ZM81 247V248H82ZM97 247H99V246H97ZM103 247V246H102ZM37 248V247H36ZM85 248H87V247H85ZM240 248H242V247H240ZM25 249H26V247H25ZM65 249H67V248H65ZM89 249V248H88ZM226 250V251H225ZM255 250V249H254ZM70 251V250H69ZM86 251V250H85ZM88 251V250H87ZM232 251V252H231ZM240 251V250H239ZM242 251V250H241ZM240 251V252H241ZM49 253L51 252V257H53L52 255H53V253L55 252V251H51V249L48 251ZM63 252V251H62ZM246 252V251H245ZM5 253V254H6ZM39 255H38V254ZM37 253H34L33 254V256L31 257V256H29V261H31V263L30 264H58V263H60V264H77L76 263V261H75V259L76 258H78V257H75V255L73 254V255H69V253H68V251L66 252V253H64L63 252V255H56L57 256V258H56V261L55 262H50V261H48V260H50V258L49 257H45V256H42V255H40L41 254V252L40 251H38ZM88 253H89V251H88ZM110 253V252H109ZM251 253H253L252 255H251ZM60 254V253H59ZM84 254H86V253H84ZM111 254V253H110ZM49 255V254H48ZM77 255V254H76ZM86 255H88V254H86ZM256 255V257H254ZM6 256V255H5ZM37 256H39L38 257V259H39V261H37L36 260V258H37ZM47 256V255H46ZM81 256V255H80ZM84 256V255H83ZM228 256H230V255H228ZM241 256V255H240ZM130 257H131V259H130ZM7 258V257H6ZM88 258V257H87ZM122 259V258H119L118 259V261L116 262V264H130L129 262H127V260L126 259ZM216 258H218V259H220L219 257H217L216 256ZM239 258V254L237 253L232 259L234 260V259H238ZM84 259H85V257H84ZM99 259V258H98ZM97 259V260H98ZM77 260V262H79L78 260L79 259H76ZM81 260H83L82 258H81ZM221 260V259H220ZM14 261V260H13ZM15 261H16V259H15ZM59 261H63V262H59ZM216 261V260H215ZM232 261V260H231ZM81 262V261H80ZM14 263H16V262H14ZM138 263H136V264H138ZM114 264V263H113ZM219 264H221L220 263V261H219ZM223 264V263H222ZM236 264H240L239 262H236Z\"/></svg>","mask_w":264,"mask_h":264}]
</instances>
